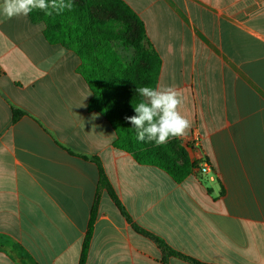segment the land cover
Here are the masks:
<instances>
[{"label": "crops", "instance_id": "crops-1", "mask_svg": "<svg viewBox=\"0 0 264 264\" xmlns=\"http://www.w3.org/2000/svg\"><path fill=\"white\" fill-rule=\"evenodd\" d=\"M162 60L211 172L177 183L115 147L80 58L0 17V264H78L98 158L132 220L203 264H264V0H121ZM24 114L13 121V110ZM71 150L75 154L69 152ZM77 154V155H76ZM169 264H191L170 257ZM86 264H164L104 190Z\"/></svg>", "mask_w": 264, "mask_h": 264}, {"label": "trees", "instance_id": "trees-1", "mask_svg": "<svg viewBox=\"0 0 264 264\" xmlns=\"http://www.w3.org/2000/svg\"><path fill=\"white\" fill-rule=\"evenodd\" d=\"M71 11L65 9L51 16L36 10L29 14L34 23L45 24L44 36L54 45H60L81 60L77 72L92 92L89 109L105 117L116 132L115 147L129 153L140 165L157 167L177 183L190 175L200 176L199 162L191 159L188 148L180 138L163 146L140 142L136 130L126 117L135 115L134 105L141 97L140 86H157L162 60L148 43L144 23L121 0H73ZM24 114L13 110V121ZM71 154H75L69 150ZM77 155V154H76ZM99 167V181L91 210L88 230L78 264H86L102 191H106L120 213L134 230L150 238L163 255L164 264L177 257L191 264H203L192 257L174 251L161 238L137 225L118 198L98 158H88ZM202 175V174H201Z\"/></svg>", "mask_w": 264, "mask_h": 264}, {"label": "clouds", "instance_id": "clouds-1", "mask_svg": "<svg viewBox=\"0 0 264 264\" xmlns=\"http://www.w3.org/2000/svg\"><path fill=\"white\" fill-rule=\"evenodd\" d=\"M73 7V0H0V17L11 20L36 10L51 16L53 12L60 14ZM136 92L141 100L134 105L135 115L126 120L136 130L138 141L153 142L159 147L187 135L191 124L179 111L184 99L174 87L146 85L137 87Z\"/></svg>", "mask_w": 264, "mask_h": 264}, {"label": "built area", "instance_id": "built-area-1", "mask_svg": "<svg viewBox=\"0 0 264 264\" xmlns=\"http://www.w3.org/2000/svg\"><path fill=\"white\" fill-rule=\"evenodd\" d=\"M201 137L198 133H193L190 137L189 143L196 150L194 161L199 162L198 171L203 174H209L211 172V167L206 160L204 153L200 150Z\"/></svg>", "mask_w": 264, "mask_h": 264}, {"label": "rangeland", "instance_id": "rangeland-1", "mask_svg": "<svg viewBox=\"0 0 264 264\" xmlns=\"http://www.w3.org/2000/svg\"><path fill=\"white\" fill-rule=\"evenodd\" d=\"M193 160V159H192Z\"/></svg>", "mask_w": 264, "mask_h": 264}]
</instances>
